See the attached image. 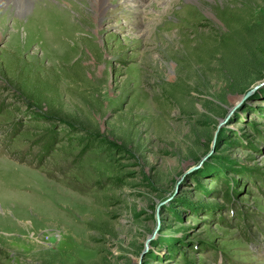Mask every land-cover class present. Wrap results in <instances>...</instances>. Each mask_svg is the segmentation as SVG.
I'll use <instances>...</instances> for the list:
<instances>
[{
	"label": "rangeland",
	"instance_id": "374dc122",
	"mask_svg": "<svg viewBox=\"0 0 264 264\" xmlns=\"http://www.w3.org/2000/svg\"><path fill=\"white\" fill-rule=\"evenodd\" d=\"M47 2L0 4V264H264V0Z\"/></svg>",
	"mask_w": 264,
	"mask_h": 264
},
{
	"label": "bare ground",
	"instance_id": "6f19581e",
	"mask_svg": "<svg viewBox=\"0 0 264 264\" xmlns=\"http://www.w3.org/2000/svg\"><path fill=\"white\" fill-rule=\"evenodd\" d=\"M58 1H61V0H58ZM70 1L72 2L73 0H69L68 5L71 4ZM80 1H81V5L85 6V3L90 5V7L93 10V13L95 15V19L98 20L102 17L104 12L106 11L104 5L107 3L108 0H89V1L88 0H80ZM1 2H2V4L3 3L6 4L7 6H9L8 5L9 3L12 4V6H11L12 8L10 6L9 7L12 9V11H15L17 15H22V14L25 15L26 11L28 10L29 6L32 3L34 5V8L36 9V11L39 10L40 12L43 11L44 5H45V7L50 6L49 3L47 2V0H0V4H1ZM9 7H7V8H9ZM34 14H36V13H34ZM5 15H7V14L5 13ZM5 15L3 17L4 19H6ZM16 22H17L16 23L17 28L20 27V22L17 20H16ZM18 30H19V28H18Z\"/></svg>",
	"mask_w": 264,
	"mask_h": 264
},
{
	"label": "water",
	"instance_id": "95a60500",
	"mask_svg": "<svg viewBox=\"0 0 264 264\" xmlns=\"http://www.w3.org/2000/svg\"><path fill=\"white\" fill-rule=\"evenodd\" d=\"M259 86H260V85H258L257 87H259ZM257 87H254L253 89H256ZM252 91H253V90H250V91L246 94V96H248L249 94H251Z\"/></svg>",
	"mask_w": 264,
	"mask_h": 264
}]
</instances>
